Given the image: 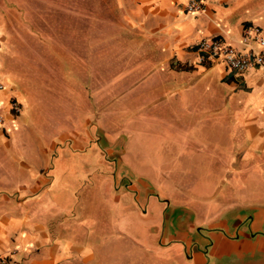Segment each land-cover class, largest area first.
I'll return each instance as SVG.
<instances>
[{
  "label": "rangeland",
  "instance_id": "1",
  "mask_svg": "<svg viewBox=\"0 0 264 264\" xmlns=\"http://www.w3.org/2000/svg\"><path fill=\"white\" fill-rule=\"evenodd\" d=\"M126 32L113 0H0V83L16 92L22 107L16 120L2 125L0 182L24 173L14 157L39 163L35 143L67 145V172L71 166L83 175L79 185L72 186L71 178L60 183L81 195L78 211L92 210L82 222L98 224L95 246L109 264H131L143 247L117 225L111 229L109 219L117 220L123 207L114 214L106 194L93 188L102 176L110 182V196L127 197L131 208L125 212H138L140 222L150 211L141 184L188 206L204 227L228 206L264 203V195L257 197L264 194V172L233 159L230 130L224 129L232 123L225 127L227 118L209 114L201 91L176 96L123 79L125 63H140L138 51H129L137 38ZM69 141L84 149L69 147ZM93 192L95 197L87 196ZM153 245L162 250L160 238ZM154 258L156 264H211L202 257Z\"/></svg>",
  "mask_w": 264,
  "mask_h": 264
},
{
  "label": "crops",
  "instance_id": "2",
  "mask_svg": "<svg viewBox=\"0 0 264 264\" xmlns=\"http://www.w3.org/2000/svg\"><path fill=\"white\" fill-rule=\"evenodd\" d=\"M186 2L113 0L127 30L125 36L137 38V44L133 40L129 45L130 53L137 50L140 54V63L124 64L126 71L123 79L131 80L132 86L145 84L153 87L154 91L176 96L187 95L191 88L201 91L208 103L209 114L227 118L224 120L225 127L229 122L232 123L231 127L224 129L227 132L230 130L233 159L250 168L258 167L264 172V69L254 68L236 74L221 61H201L197 52L201 41L219 39L237 53H245L248 48L242 44L243 30L247 27L264 28V0H209L204 2V11L199 14L187 13ZM131 45L137 49H132ZM252 45L255 50L258 49L255 44ZM147 69L151 71L144 72ZM137 75H140L138 83L135 82ZM12 98L19 100L16 92L4 86L0 90V110L4 113L5 122L14 121L18 117L9 112V101ZM162 99L163 96L155 102ZM1 129L2 126L0 137H3ZM62 144L57 141L43 147L35 143L33 149L38 153L39 163L31 164L14 157L20 168L25 170L24 173H15L9 184L0 182V259H9L12 264H109L106 261L109 258L105 259L97 253L99 246L96 247V244L100 242L93 232L98 224L92 222L88 227L82 222L83 218L89 219L88 216H92V210L91 213L78 211L77 204L81 201V195L69 194L60 183L65 178H71L72 186L79 185L81 178L78 176L83 175L81 168L75 170L71 166L70 172H67L65 159H71V156L66 149L67 145ZM79 144L69 141V147L83 150L84 145ZM22 169L20 171L23 172ZM102 177L103 180L97 179L93 183V188L99 190L100 194H106L114 214L123 207L117 220L115 215L109 219L111 229L117 225L118 230L126 231L128 236L141 240L143 250L138 251V256L142 260L144 253L150 254L145 256L147 260L144 264L146 261H156V256H168L170 262L176 260L172 254L156 250L153 243L157 236H152L149 243L146 241L147 228L141 230L143 222L136 217L139 216L138 212H125L126 207L131 208L129 200L118 193L111 197V188H105L110 187V182L106 176ZM103 181L106 183L103 184ZM102 186L105 193L100 189ZM261 195L264 194L257 197H263ZM87 196L93 198L96 192L87 193ZM151 206L153 210L150 208L147 215L157 212L153 204ZM259 207L264 208V203H245L225 209L224 212L236 208L239 212L254 211L252 230L262 233L263 237L243 235L237 242L224 238L217 251L221 260L228 243L243 245L248 239L264 241V212L259 213L256 210ZM239 221L240 214L231 227ZM99 226L105 228L100 222ZM155 229L152 227L149 233H155ZM139 257L135 261L131 260V264H141ZM194 257L201 256L195 253Z\"/></svg>",
  "mask_w": 264,
  "mask_h": 264
},
{
  "label": "flooded vegetation",
  "instance_id": "3",
  "mask_svg": "<svg viewBox=\"0 0 264 264\" xmlns=\"http://www.w3.org/2000/svg\"><path fill=\"white\" fill-rule=\"evenodd\" d=\"M141 187L142 191L149 193L144 200L147 208H151L152 211L151 204H153V208L157 210L156 213L151 212L153 214L150 213L147 220L143 221L141 230L147 228L146 241L148 243L154 235L161 239V252L163 253L172 254L180 259L194 257V254L197 253L206 263L222 264L217 251L224 238L237 242L243 238V235L263 237L262 233L252 230L255 219V212L252 210L239 212V209L236 208L231 212H222L218 221L204 227L198 224L199 221L195 214L193 219H190L187 213H181L183 209L188 210L189 208L185 204L175 205L173 199L163 198L157 192L150 193L145 185L141 184ZM170 205H172V209L167 214L166 211ZM238 214H240L239 223L231 227ZM156 219L159 221L157 222ZM144 223L146 224L144 225ZM152 227H156L155 233L150 234L149 231Z\"/></svg>",
  "mask_w": 264,
  "mask_h": 264
},
{
  "label": "built area",
  "instance_id": "4",
  "mask_svg": "<svg viewBox=\"0 0 264 264\" xmlns=\"http://www.w3.org/2000/svg\"><path fill=\"white\" fill-rule=\"evenodd\" d=\"M209 0H187L185 10L189 14H199L204 11V2ZM242 44L248 49L245 53L240 54L230 47L225 46L219 39L211 41H201L198 44L197 52L201 61L223 62L226 67L236 73L242 74L254 68L264 69V28L247 27L243 30ZM252 44L258 49L255 50ZM4 85L0 83V90ZM21 105L16 99L9 101V112L14 115L21 113ZM5 122L4 114H0V126ZM0 264H12L9 259H0Z\"/></svg>",
  "mask_w": 264,
  "mask_h": 264
},
{
  "label": "water",
  "instance_id": "5",
  "mask_svg": "<svg viewBox=\"0 0 264 264\" xmlns=\"http://www.w3.org/2000/svg\"><path fill=\"white\" fill-rule=\"evenodd\" d=\"M256 210L259 213L264 212L261 207ZM181 213H187L190 219L194 217L193 212L187 209H183ZM222 261L223 264H264V241L248 239L243 245L228 243Z\"/></svg>",
  "mask_w": 264,
  "mask_h": 264
},
{
  "label": "trees",
  "instance_id": "6",
  "mask_svg": "<svg viewBox=\"0 0 264 264\" xmlns=\"http://www.w3.org/2000/svg\"><path fill=\"white\" fill-rule=\"evenodd\" d=\"M16 116H18V115H14V117H16ZM148 264H156V261H150V262H148Z\"/></svg>",
  "mask_w": 264,
  "mask_h": 264
}]
</instances>
